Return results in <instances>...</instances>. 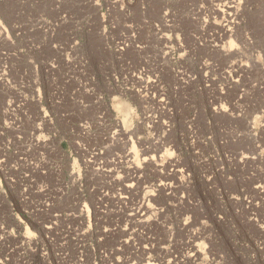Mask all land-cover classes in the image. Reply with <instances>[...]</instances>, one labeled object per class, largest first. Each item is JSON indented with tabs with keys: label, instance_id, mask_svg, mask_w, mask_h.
<instances>
[{
	"label": "rangeland",
	"instance_id": "1",
	"mask_svg": "<svg viewBox=\"0 0 264 264\" xmlns=\"http://www.w3.org/2000/svg\"><path fill=\"white\" fill-rule=\"evenodd\" d=\"M173 250L264 264V0H0V264Z\"/></svg>",
	"mask_w": 264,
	"mask_h": 264
},
{
	"label": "bare ground",
	"instance_id": "2",
	"mask_svg": "<svg viewBox=\"0 0 264 264\" xmlns=\"http://www.w3.org/2000/svg\"><path fill=\"white\" fill-rule=\"evenodd\" d=\"M130 187L132 186L131 184H128ZM127 185V186H128ZM178 250V249H177ZM179 251V250H178ZM176 252V251H175ZM181 257H184V255L183 254H177L176 253V255L174 254V250H173V264H181L182 262H181V260H180V258ZM187 258V257H186Z\"/></svg>",
	"mask_w": 264,
	"mask_h": 264
}]
</instances>
